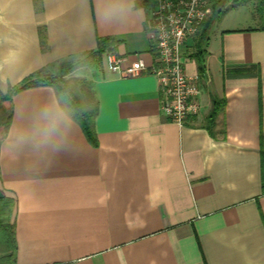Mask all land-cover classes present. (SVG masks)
<instances>
[{"label": "crops", "instance_id": "0c3cea01", "mask_svg": "<svg viewBox=\"0 0 264 264\" xmlns=\"http://www.w3.org/2000/svg\"><path fill=\"white\" fill-rule=\"evenodd\" d=\"M212 5L201 112L183 126L164 114L149 70L120 76L104 54L87 77L97 147L52 86L3 102L12 119L0 138V205H8L0 227H14V264H264V22L257 0ZM152 8L147 0H0V91L30 76L65 78L100 39L152 67ZM223 10L229 27L214 24ZM193 49L194 39L190 76L199 75ZM214 97L225 104L211 133ZM45 106L67 122L49 142L38 120Z\"/></svg>", "mask_w": 264, "mask_h": 264}, {"label": "built area", "instance_id": "2783aa9c", "mask_svg": "<svg viewBox=\"0 0 264 264\" xmlns=\"http://www.w3.org/2000/svg\"><path fill=\"white\" fill-rule=\"evenodd\" d=\"M150 2L153 8L147 33L155 64L149 68L140 59L129 61L113 52L104 54V62L109 71L123 77L140 76L149 70L159 82L164 114L172 123L183 126L201 112V78L187 74L185 57L188 43L197 37L203 23L213 14L212 0Z\"/></svg>", "mask_w": 264, "mask_h": 264}, {"label": "trees", "instance_id": "16d2710c", "mask_svg": "<svg viewBox=\"0 0 264 264\" xmlns=\"http://www.w3.org/2000/svg\"><path fill=\"white\" fill-rule=\"evenodd\" d=\"M147 1L150 2V0ZM256 16L262 23L264 22V0H257ZM211 26L212 19L203 23L199 34L194 39V51L189 55V57L194 58L197 62L199 76L204 74V45L208 40V33ZM114 44L112 40L100 39L97 51L94 55L101 57L106 52H113L110 46ZM39 85H49L55 89L59 104L63 111L80 125L87 140L94 147H97L98 142L93 128V120L97 112L96 107L93 106V102L90 98L86 103H83L79 96L73 91L68 81L62 76H30L25 78L17 88L11 90L7 94H3L0 91V127L3 128L2 134L4 135L7 132L12 119V110L8 109V111H6L3 102H11L13 94ZM224 102V99L219 97H214L213 99V109L207 117V129L211 133H213L212 131L216 127V117L224 109ZM88 103L90 104L89 107L86 106ZM15 251L16 240L14 227L10 224L2 225L0 227V252L4 253L5 256L0 257V264H14Z\"/></svg>", "mask_w": 264, "mask_h": 264}, {"label": "rangeland", "instance_id": "374dc122", "mask_svg": "<svg viewBox=\"0 0 264 264\" xmlns=\"http://www.w3.org/2000/svg\"><path fill=\"white\" fill-rule=\"evenodd\" d=\"M226 7H229V3ZM223 13L220 14L218 13L215 16V22L214 24L218 25L220 21H222V26H228L229 27V12L223 10ZM225 15V16H224ZM215 25V26H216ZM188 52V51H187ZM101 62V57L96 56V55H89L87 57H79L73 61L70 62V64L66 68L65 72V79L68 81L70 84L71 88L73 91L79 96L81 101L83 103H86L87 100H89V96L91 95L90 92V87H89V82H88V75L91 70V66L93 64H98ZM201 83V79L199 81V86ZM6 111H8V108H5ZM2 127H0V138L2 136ZM8 205L7 204H1L0 205V213L3 214L4 212L7 211Z\"/></svg>", "mask_w": 264, "mask_h": 264}, {"label": "clouds", "instance_id": "9594fccd", "mask_svg": "<svg viewBox=\"0 0 264 264\" xmlns=\"http://www.w3.org/2000/svg\"><path fill=\"white\" fill-rule=\"evenodd\" d=\"M38 120L42 123L44 142H49L60 133L62 127H67L66 119L54 106H45L38 114ZM59 148V145H54Z\"/></svg>", "mask_w": 264, "mask_h": 264}]
</instances>
